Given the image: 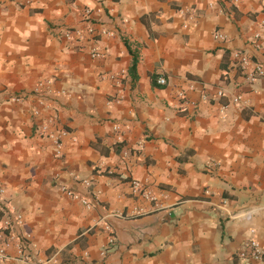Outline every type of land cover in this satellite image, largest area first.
Returning a JSON list of instances; mask_svg holds the SVG:
<instances>
[{"label": "crops", "instance_id": "1", "mask_svg": "<svg viewBox=\"0 0 264 264\" xmlns=\"http://www.w3.org/2000/svg\"><path fill=\"white\" fill-rule=\"evenodd\" d=\"M84 10L114 35L61 39L84 27ZM261 23L264 0H0V188L22 216L0 228V264H244L250 239L264 251V77L248 83L231 56L264 65L251 42L259 31L264 41ZM37 87L41 119L66 132L59 159L36 135ZM134 180L157 197L143 216L133 211L153 205Z\"/></svg>", "mask_w": 264, "mask_h": 264}, {"label": "built area", "instance_id": "2", "mask_svg": "<svg viewBox=\"0 0 264 264\" xmlns=\"http://www.w3.org/2000/svg\"><path fill=\"white\" fill-rule=\"evenodd\" d=\"M31 0H20L21 4L28 5ZM191 13V10H190ZM90 11L84 10V27L83 28H66L62 29L60 32V38L63 39L66 43H69L73 40L81 41L83 39H88L91 42L96 41L99 37H112L114 33L111 30H108L103 27L96 28L94 22L90 21L89 19ZM191 17L193 18V13H191ZM264 23H261L260 27H263ZM213 37L216 40L224 41L226 40V36L219 31H215L213 33ZM252 48L254 51H264V41L262 37L261 31L256 32L252 38ZM90 56L93 59H102L104 58V54L98 51L96 48H93L90 52ZM234 65L239 69L242 73L246 81L250 84L256 82L258 79L264 77V65L258 62L252 54L245 50L236 49L233 50L231 53ZM122 75V74H119ZM105 78L110 81H119L121 80L120 76L107 74ZM157 83L159 85H165L166 80L162 77L158 78ZM41 87L35 88L34 92L37 96L38 107L34 111V116L37 117L38 124L36 128V135L37 137L45 138L50 140L53 147H54V157L59 159L63 156V139L65 137L66 132L63 129H59L56 127V122L54 117L48 116L46 118L41 119V112L44 108H48L49 104H46L47 100H45L44 96L42 95ZM223 95L222 91H218L216 93L217 97ZM180 104H190L188 101L187 93L184 90H180L177 95ZM22 96H16L14 98L15 101H21ZM235 102H239L241 100L240 96L233 98ZM202 101L208 100L207 95L201 96ZM193 106L194 103L191 102ZM264 121V117H263ZM73 179L76 183L83 185L84 187H90L91 183L88 180L80 179L76 176H73ZM62 192H64L68 197L80 201V203L86 209H93L97 204L96 201L90 200L84 196H80L75 191L62 186ZM131 192L134 196L141 197L144 201L152 203L153 207L149 209H145L143 207L135 209L134 215L135 216H143L146 215L158 206L157 204V197L152 193V191L145 186V183H141L137 180L132 181L131 183ZM3 189L0 188V220H1V230L8 231L14 227H18L22 224V216L16 212L11 211L6 207L3 202ZM95 199V198H94ZM108 231H111L110 227H106ZM17 242V252L20 256L26 258V251L28 247V236L27 235H20L16 237ZM108 243L112 245L114 243V239L110 236ZM238 259L242 260L244 264H250L252 261H262L264 259V251L260 248L259 244L256 240L250 239L247 241L244 246L238 251ZM7 256L5 255L4 249L0 248V259H4ZM27 259V258H26Z\"/></svg>", "mask_w": 264, "mask_h": 264}]
</instances>
